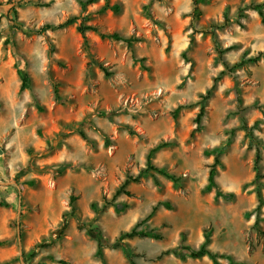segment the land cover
I'll list each match as a JSON object with an SVG mask.
<instances>
[{"label":"rangeland","instance_id":"rangeland-1","mask_svg":"<svg viewBox=\"0 0 264 264\" xmlns=\"http://www.w3.org/2000/svg\"><path fill=\"white\" fill-rule=\"evenodd\" d=\"M80 1L0 0V202L8 205L0 207V264H101L96 235L107 264H129L128 257L135 264H213L160 256L179 245L197 250L205 236L211 252L233 263L264 264V21L250 8L264 0H98L83 13ZM79 15L100 32L132 38V46L90 31L83 38L74 26L37 33ZM19 70L30 79L23 92ZM213 83L190 136L198 101ZM156 147L150 162L163 174L149 171L127 185L130 196L113 199ZM213 165L215 186L229 200L203 191ZM64 166L73 169L58 175ZM104 202L110 205L101 211ZM157 203L168 208L158 206L141 228L161 239L119 247V234Z\"/></svg>","mask_w":264,"mask_h":264},{"label":"trees","instance_id":"trees-1","mask_svg":"<svg viewBox=\"0 0 264 264\" xmlns=\"http://www.w3.org/2000/svg\"><path fill=\"white\" fill-rule=\"evenodd\" d=\"M97 1L98 0H84V1H80L81 12L83 13L88 5L94 4ZM196 4H197V2L194 3V6H196ZM0 5H1V3H0ZM107 8H108L107 5H104L101 10L105 11ZM250 8L252 10H254L258 14V16L261 18V21H264V12H263L264 2L261 3V4L251 5ZM110 9L112 11L117 12L118 11V6H112V7H110ZM194 9L196 10V8H194ZM147 16L153 22L154 25H158L159 24L157 21L153 20L152 17L149 14H147ZM87 18H88L87 16L79 15V16L70 17V18L66 19L65 21H63L62 23H59L57 25L46 24L37 33L38 34H42V33L46 32V31L61 30V29H64L66 27H69V26H74L75 31L78 34H80L83 38H84L85 33L90 31V32H93V33L97 34L98 37L100 39H102V40H109V41H113V42H122V43L126 44L128 47L132 46V42H133L132 38L123 37V36H120V35H118L116 33H110L109 34V33L100 32L97 27H94V26L86 24L87 21H88ZM168 50H169V47H166L165 51L168 52ZM255 60H257V59L255 58L252 61H255ZM96 66L99 68V70H101L103 72V74L106 77L110 76L109 73L107 72L106 68L103 67L102 64L96 63ZM91 67H92L91 63H87V70L88 71L91 70ZM17 74H18L19 79H20L19 91L23 92L24 90H28L29 86H30V79H29L28 74L26 72H23V71H20V70L17 71ZM222 74H224V73L221 72L220 75H222ZM213 87H214V83H213V86L209 90H207L204 95H201V97H200V99L198 101V104H199L200 107H199V112L196 115V118H195V121H194V124L196 126L191 131V135L190 136H192L194 134V132H196L198 130V126L200 124V118H201V116L203 115V112H204L203 111L204 110L203 107L205 105V102L208 100ZM53 92H54L55 99L57 101H61V97H60V95L58 93V89L56 87L53 89ZM180 109H181V107H178L172 112V117L174 119L176 118L177 113H178V111ZM103 114L104 113H99L100 116H102ZM108 118L111 120V117H108ZM76 132H77L78 136L81 138L82 141H84L89 147L93 148L94 142L87 137V135L85 134V132L83 131V129L81 127H78ZM157 149L158 148L156 147V148H152V149L149 150L148 157L146 159V167H145V169L140 171L139 174L136 177L127 175V177L124 179V181H122L116 187V189H115V191H114V193L112 195L113 199H115L116 197H118L120 195L130 196V193L125 189L127 187V185L129 183L138 182L140 180V177L147 175L149 171H153V172H156V173H159V174H163L162 170H159V169H157V168H155L154 166L151 165L150 158H149V156L153 152H155ZM260 160H261L260 152H259V150H256L255 157H254V162H253V169H254V172H255V178L256 179H260L263 176L260 173V169H261ZM215 164H218V161H217L216 157L214 159V165ZM214 165L212 167H210V169L208 171V175H207V179H206V185L204 186L203 191L209 192L212 189H214L215 190V198L221 197L224 200H229L232 197V195L228 194V193H222L215 186L216 170L214 168ZM66 168L71 169V170L73 169L72 166H64L62 169L57 171V174L61 175ZM169 179H171L172 181H176V179L173 178V177H169ZM27 185L32 187L34 185V181H32V180L28 181ZM103 200H105V199H103ZM74 201H75V198H70L69 199L70 205H72L74 203ZM109 205H110L109 203L104 202V204L102 205L100 210L101 211L105 210L106 207L109 206ZM160 205H162V206L164 205L166 208H168L167 204H161V203L155 204L151 208L150 212L142 220L138 221L129 231L122 232V233L119 234V236L117 237V239L115 241L116 244L120 245L119 247H122L126 251V247L124 245H121L122 241H124V240H131V239H134V238H153V239H156V240L161 239V236L156 233V230H153V229H148L147 230L146 228H141L147 222V220L152 216V214L157 210L158 206H160ZM262 205H263L262 204V200H261L260 196L257 195V206L255 208V211H259L260 207ZM0 207L6 208V207H8V205L6 203H4L3 201H1L0 202ZM126 208H127V206L125 204H123L119 208H115L116 209L115 211L120 212V211L125 210ZM91 209L94 210L95 212L98 211V209H97L95 204L91 205ZM74 210H75L74 207H71L70 208V211H71L70 213H68V214L64 213L61 216V220L63 222V225L66 223L68 217L71 216L69 214H72L74 212ZM20 216H22V215H20ZM260 234H262L264 236L263 233L260 232ZM95 240H96L95 257L101 262V264H107L105 259H104L103 253H102V248L104 246V243H103V241H102V239L100 238L99 235H96V239ZM208 244H209V237L205 236L203 243L201 244V246L197 250H191V249H188V248H185V247H182V246L179 245V247H176L174 249L162 252L160 254V256H163V255L171 253L176 258H181V259H183V258L200 259L202 257H207V258H209L211 260V262L213 264H219V260L220 259H227L229 262L233 263L231 258L225 257L223 255H218L216 253L211 252L208 249ZM49 260L54 261V259L52 257H49ZM128 261H129V264H135L131 260L130 257H128ZM55 262L57 264H65L63 261H55ZM233 264H245V263H233Z\"/></svg>","mask_w":264,"mask_h":264},{"label":"water","instance_id":"water-1","mask_svg":"<svg viewBox=\"0 0 264 264\" xmlns=\"http://www.w3.org/2000/svg\"><path fill=\"white\" fill-rule=\"evenodd\" d=\"M19 206H20V200H19ZM19 215V214H18ZM18 237H19V234H18Z\"/></svg>","mask_w":264,"mask_h":264}]
</instances>
